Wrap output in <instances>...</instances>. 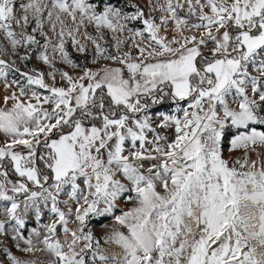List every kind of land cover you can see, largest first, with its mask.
Segmentation results:
<instances>
[{"label": "snow or ice", "instance_id": "snow-or-ice-1", "mask_svg": "<svg viewBox=\"0 0 264 264\" xmlns=\"http://www.w3.org/2000/svg\"><path fill=\"white\" fill-rule=\"evenodd\" d=\"M130 7L134 11L127 13L103 0H26L18 6L0 0V41L9 46L0 42V53L39 46L42 36L39 59L53 69L47 75L55 80L59 72L67 84L50 86L43 72H21L15 61L0 58V78L20 93L5 95V105L12 106L0 108V201L8 202L0 235H8L10 224L15 247L47 252V264H86L89 251L104 264H264V251H257L264 249V161L249 156L259 158L257 149H264V0H166L150 6L163 13L159 18L138 4ZM185 7L188 16L181 17L178 10ZM169 20L177 33L171 39L160 35ZM132 21H142L143 28H129ZM103 29L132 36L113 35L112 53L100 42ZM186 29L203 32L186 36ZM126 39L137 55L121 49ZM83 41L94 45L93 64H112L85 67L77 77L56 69L57 53L63 63L79 66L66 44L84 54ZM209 42L213 47L205 56L202 47ZM10 71L26 83L9 84ZM31 85L50 94L32 90L26 102L21 97ZM164 97L182 112V118L159 114L158 128L174 127L171 141L156 132L149 114ZM180 101L187 107H179ZM225 141L243 156L225 159ZM125 193H135L125 197L134 206L115 221L126 232L113 229L105 237L121 252L105 254L91 230L85 231L87 218L112 214ZM61 194L68 199L59 200ZM45 208L52 218L41 224ZM30 212L40 227L26 236ZM4 255L7 264H37L7 249Z\"/></svg>", "mask_w": 264, "mask_h": 264}, {"label": "rangeland", "instance_id": "rangeland-1", "mask_svg": "<svg viewBox=\"0 0 264 264\" xmlns=\"http://www.w3.org/2000/svg\"><path fill=\"white\" fill-rule=\"evenodd\" d=\"M22 2H26V0H16L17 6ZM103 2L105 4H109L113 7H119L124 12H127V13H131L134 11V9L132 7H130L131 4H138L141 8H143L146 15L151 14L152 16L159 18L161 15H163V13H161L159 11H151L150 6L156 5L157 2H159L160 4H164V3H166V0H103ZM180 2L184 3V0H180ZM16 11H17V14H19L20 10L18 7H17ZM207 11H208V9L205 8V12H207ZM178 12H179V15L181 17L188 16L187 7H185L183 10H178ZM189 19L191 21H196L195 16H191V17H189ZM66 23H68V21H66ZM157 23H159V19H157ZM128 27L133 28V29H137V30H141L143 28V24H142V21H132V22L128 23ZM87 30L91 35H93V36L96 35L95 30L91 26H88ZM45 31H48L47 26L45 27ZM103 32H104V40H102L100 42L102 45L108 47L109 51L112 53H115V51H116V49L114 47L115 42L113 40V35H118L120 37V39H125L126 37L132 36V33H130V32L113 34L112 32H110L107 29H103ZM202 32H203V29H201L199 31L195 30V29H191V30L186 29L184 32V35H186V36H190V35L199 36ZM49 34L51 35V33H49ZM0 35H2V34H0ZM160 35L166 36V37H168V39H171L172 36L177 35V33L174 31V22L169 20L167 29L162 30ZM145 36H147V33H145ZM37 39L40 41L39 46L33 45V46H31V48H21V49H19V51L17 52L16 55H13L10 48H9V51L7 52V54L0 53V58L8 61L9 63H11L12 61H15V64L13 67H18L21 72H27L29 74H34L33 70H35L36 73L43 72L45 74L44 75L45 83L49 84L50 86L66 87L67 86L66 81L61 79L59 72H57L55 80H53L51 78V76L47 75V73H49L53 69H50V67L48 65L44 64L39 59V53L42 51H45V49L43 48L44 38L42 36L37 35ZM81 39H82V37H81ZM135 39L137 42H140L139 37H136ZM0 42L4 43L5 47H9L7 45L6 41H0ZM53 42H56L55 37H53ZM83 42L86 43L87 48H88V51L84 54H80V53L76 52L70 43L66 44V48H67L68 52L70 53L71 58L79 65L78 67L72 68L70 65L63 63L59 59V53H57L56 56L53 58L55 68L59 69L60 71H67L73 77H77V76L82 74V71L85 67L90 68V69L95 71L97 68L102 67L105 64H112L111 61H104V60H101L99 64H93L92 60H93V57L95 56L94 45L90 41H83ZM212 47H213V45L211 42H209L207 44V46L202 47L203 54L205 56H210L209 49ZM121 49L123 51L131 50L133 52V55H137L136 50L134 48H131V40L130 39H126L125 44L121 45ZM25 52H28L30 54V59H28V60L19 59V57L24 55ZM49 55L51 58L52 54L50 51H49ZM113 66H116V65H113ZM252 69H254V68L249 69L250 74L258 75L256 70L252 71ZM125 75L127 76L126 72H125ZM13 79L19 80L21 82V84L26 83L25 78L22 77L20 75V73L10 71L8 74V77H7L8 83L11 84V81ZM25 90H26V92H28V96L21 97V98L23 100H25L26 102L29 101L32 90L37 91L39 94H41L42 97L44 95L50 94L47 91H45L44 89H40L38 86H35V85L27 86ZM12 92H15L17 95H20L19 88L16 85H12L11 87H6L4 80L2 78H0V108H10L12 106V103H13L12 101H9L7 105H5V103H4V96L10 95ZM31 102L34 104L36 103V101L34 99H32ZM176 107H177V104L175 102H173L170 97H164V99L161 103L152 105L150 110H149V114H150L151 119L153 121V128L156 129V132L160 133L163 136H166L169 141H171L175 138L174 127L158 128L157 124L159 123V119H160L159 114L164 113V114H169V115H178L182 118V112L177 113L174 111V109ZM179 107H181V108L187 107V102L186 101H180ZM43 108L48 109L50 111L51 105L44 104ZM65 131H67V129H65ZM231 132H235V129H231L229 133H226V135H228L229 140L231 138V135H230ZM147 135H148V139L152 140L154 133L149 132V133H147ZM53 138H56V137L54 136ZM4 139H5L4 134L0 133V143H2ZM227 143H228V141H225V147L223 149L225 159L241 158L243 156V154H244L243 150L230 151L229 148L227 147ZM161 144H163V141H161ZM148 147H151V145H149ZM257 151H259L261 153L259 158L257 157L256 153H254V152H249V156H250L251 160H255L259 164L261 161H264V149L258 148ZM145 163L147 165L148 162H145ZM153 163H154V161H153ZM11 179L15 180V179H17V177L14 175H11ZM79 182L81 183V187H84L82 180ZM49 183H51V181H49ZM66 190L68 191L69 189L66 188ZM129 195L135 196V193H125L124 197H122L120 200H118L117 207L113 210L112 214L100 216V217H93L90 215V217L87 218V227H86L85 231L91 230L95 240L99 241L100 247L105 254L111 255V254L121 252V249L119 248V246L115 245L114 243H106L105 237L107 235H109L113 231V229H117V230L126 232V229L122 228L120 225H118L116 223L115 216L122 214V212L127 211L134 206V201H128L125 199V197H127ZM66 199H68V198H66ZM72 207L73 208L76 207L74 202L72 203ZM101 207H103V205H101ZM71 219H73V218L70 217V220ZM28 227H31V225L28 224ZM69 227H75V225L70 223ZM62 231H63L62 229L57 230L58 235L61 239H63V237H64V233L62 234ZM25 235L27 236L26 231H25ZM6 244H7V248L10 251H12L14 255L25 256V254H28L30 256H26V257H29L32 260H37V264H47V262L50 259V256L47 252H36V253L32 254V253H23V252L19 251L15 247L16 241H13L10 236H6ZM21 244H22V242H21ZM38 247H43V246L38 245ZM85 259H86V264H104V262L99 260L98 256L94 261L92 258L91 251L88 252ZM108 264H112L111 260L108 262Z\"/></svg>", "mask_w": 264, "mask_h": 264}, {"label": "crops", "instance_id": "crops-1", "mask_svg": "<svg viewBox=\"0 0 264 264\" xmlns=\"http://www.w3.org/2000/svg\"><path fill=\"white\" fill-rule=\"evenodd\" d=\"M254 70L255 69H252V71H254ZM65 192H67L66 189H65ZM9 195H12V193H9ZM66 198H68L67 195L61 194L60 197H59V200H61V201L67 200ZM7 203L8 202H2V201H0V220H3V221H7V217L3 214L4 213V207L7 205ZM59 206L61 207L62 210L67 211L66 208H65V206L63 204H60ZM51 218L52 217H51L50 212L48 211V209L45 208L43 210V216H42L41 224L47 223ZM26 219L28 221V224L31 225V227H28V229L26 230V234L27 235H30L31 228L32 227L39 228L40 225L35 222L34 214L31 213V212L28 214V216L26 217ZM58 229H62V228L58 227ZM7 230H8V235L7 236H10L11 237L12 230H11V225L10 224L7 226ZM62 234H63V231H62ZM5 249L9 250L7 248V244H6V236L5 235H0V264H7V258L4 255ZM17 256H19V255H17ZM26 256H30V255L25 254V256L20 255L19 257L20 258L22 257V259H26V260L31 259V258L26 257Z\"/></svg>", "mask_w": 264, "mask_h": 264}, {"label": "bare ground", "instance_id": "bare-ground-1", "mask_svg": "<svg viewBox=\"0 0 264 264\" xmlns=\"http://www.w3.org/2000/svg\"><path fill=\"white\" fill-rule=\"evenodd\" d=\"M255 243V242H253ZM257 251L260 252V251H264V249H260L259 247H257Z\"/></svg>", "mask_w": 264, "mask_h": 264}]
</instances>
